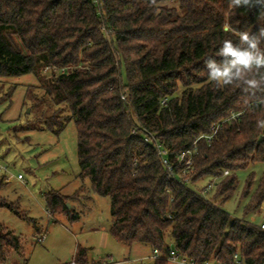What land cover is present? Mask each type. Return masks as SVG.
<instances>
[{"label":"trees","instance_id":"trees-1","mask_svg":"<svg viewBox=\"0 0 264 264\" xmlns=\"http://www.w3.org/2000/svg\"><path fill=\"white\" fill-rule=\"evenodd\" d=\"M225 22L255 32L264 10L229 0H0V78L37 79L26 98L39 119L27 130L58 136L74 121L80 177L110 198V234L121 244L162 253L173 245L197 264H264V230L224 210L238 173L264 165V105L208 80L205 59L238 39ZM148 134L167 151L172 177ZM190 149L185 172L179 156ZM254 179L241 196L246 215L264 205V174L256 189ZM69 199L47 194V209L77 222ZM0 208L15 210L1 196ZM21 251V238L0 225V264ZM85 255L74 263L87 264Z\"/></svg>","mask_w":264,"mask_h":264},{"label":"rangeland","instance_id":"rangeland-1","mask_svg":"<svg viewBox=\"0 0 264 264\" xmlns=\"http://www.w3.org/2000/svg\"><path fill=\"white\" fill-rule=\"evenodd\" d=\"M51 72L45 69L43 75ZM32 86H38L33 75L0 78V196L15 209L0 208V225L22 241V251L13 254L9 264H73L82 251L87 264H119L145 257L147 260L132 264H152L151 247H128L110 234V198L95 194L91 181L80 177L74 121L68 122L58 136L39 128L27 130L39 119L35 104L26 98ZM31 92L37 98L45 96L41 89ZM251 173L255 174L256 189L264 165L238 173L239 188L224 210L233 218L260 226L264 223V205L246 215V201H241ZM50 193L70 197L67 207L80 214V220L72 222L65 214L51 215L46 205V195ZM43 236L45 241L41 243L38 240Z\"/></svg>","mask_w":264,"mask_h":264},{"label":"clouds","instance_id":"clouds-1","mask_svg":"<svg viewBox=\"0 0 264 264\" xmlns=\"http://www.w3.org/2000/svg\"><path fill=\"white\" fill-rule=\"evenodd\" d=\"M233 8H260L264 10V0H229ZM222 31L235 35L238 39L222 41L215 56L205 59L209 82L217 87L235 85L247 96L254 97L257 105H264V27L255 32L240 31L230 23L221 26ZM257 127L264 129V119L257 121Z\"/></svg>","mask_w":264,"mask_h":264},{"label":"built area","instance_id":"built-area-1","mask_svg":"<svg viewBox=\"0 0 264 264\" xmlns=\"http://www.w3.org/2000/svg\"><path fill=\"white\" fill-rule=\"evenodd\" d=\"M47 70H51L56 72V69H52V68H46ZM125 99V97H124ZM167 101L164 100L162 102V104L166 105ZM218 128L215 129L214 131V135L216 134ZM213 138V135L208 137L209 140H211ZM145 141L147 143H151L154 145L155 149L157 150L159 156L162 158L163 164L166 168V170L169 172V175L172 177L173 176V169L174 167L169 163L168 159L166 158L167 155V151L162 147V145L157 142L156 140H154V137L151 134H148L145 138ZM195 151L190 149L187 151H184L180 154L179 156V162L183 165L184 167V171L188 172L193 165V156H194ZM229 173L226 172L225 176H227ZM19 179H22V176H19ZM217 182L216 181L211 184L208 189L210 190L212 188V186ZM260 228L262 230H264V223H262L260 225ZM39 242H44L45 241V236L41 237L39 240ZM153 264L157 261H166L167 264H197L195 261L188 259L186 256H184L175 246L171 245L167 251L165 253L160 252L159 250H154L153 251V255L149 258ZM235 259L239 260L238 256H235ZM147 259H141L139 260L140 262L145 261ZM75 264V263H73ZM214 264H221L219 262H216Z\"/></svg>","mask_w":264,"mask_h":264},{"label":"crops","instance_id":"crops-1","mask_svg":"<svg viewBox=\"0 0 264 264\" xmlns=\"http://www.w3.org/2000/svg\"><path fill=\"white\" fill-rule=\"evenodd\" d=\"M150 258V257H149ZM143 259V258H142ZM144 259H147V257H145ZM141 259H138V260H131V259H126L124 263H119V264H132V263H139ZM153 264V262H152Z\"/></svg>","mask_w":264,"mask_h":264}]
</instances>
